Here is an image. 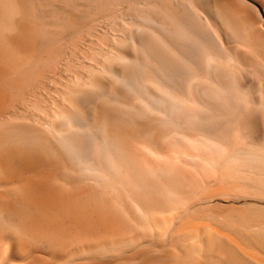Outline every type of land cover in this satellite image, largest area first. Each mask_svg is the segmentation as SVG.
<instances>
[{
  "label": "bare ground",
  "instance_id": "obj_1",
  "mask_svg": "<svg viewBox=\"0 0 264 264\" xmlns=\"http://www.w3.org/2000/svg\"><path fill=\"white\" fill-rule=\"evenodd\" d=\"M0 264H264V0H0Z\"/></svg>",
  "mask_w": 264,
  "mask_h": 264
}]
</instances>
